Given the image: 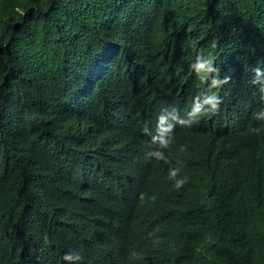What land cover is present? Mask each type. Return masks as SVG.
<instances>
[{
  "label": "trees",
  "instance_id": "obj_1",
  "mask_svg": "<svg viewBox=\"0 0 264 264\" xmlns=\"http://www.w3.org/2000/svg\"><path fill=\"white\" fill-rule=\"evenodd\" d=\"M261 110L264 0H0V264H264Z\"/></svg>",
  "mask_w": 264,
  "mask_h": 264
},
{
  "label": "clouds",
  "instance_id": "obj_2",
  "mask_svg": "<svg viewBox=\"0 0 264 264\" xmlns=\"http://www.w3.org/2000/svg\"><path fill=\"white\" fill-rule=\"evenodd\" d=\"M207 66V70H211L210 68V61L207 60H197V62L194 64V67L197 68L198 70L201 68H205ZM259 71V70H258ZM214 84L219 83V81H216L215 79L213 80ZM205 103L208 105L207 108L204 109L205 112L209 111H215L218 105V98L215 95H209L205 99ZM195 111L199 112L200 108L197 106ZM259 116L264 117V110H261L260 113H258ZM63 259L65 260H79L80 255L79 253H65L63 256Z\"/></svg>",
  "mask_w": 264,
  "mask_h": 264
}]
</instances>
